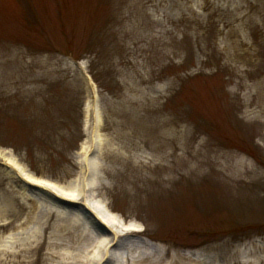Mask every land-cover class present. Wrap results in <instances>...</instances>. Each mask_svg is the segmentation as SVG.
Here are the masks:
<instances>
[{
    "label": "rangeland",
    "instance_id": "obj_1",
    "mask_svg": "<svg viewBox=\"0 0 264 264\" xmlns=\"http://www.w3.org/2000/svg\"><path fill=\"white\" fill-rule=\"evenodd\" d=\"M83 202L125 262L264 264V0H0V264L84 261Z\"/></svg>",
    "mask_w": 264,
    "mask_h": 264
},
{
    "label": "bare ground",
    "instance_id": "obj_2",
    "mask_svg": "<svg viewBox=\"0 0 264 264\" xmlns=\"http://www.w3.org/2000/svg\"><path fill=\"white\" fill-rule=\"evenodd\" d=\"M8 163L13 167V169L17 171V173L20 174L21 178L25 182L37 185L39 187H43L44 189L49 190L54 194L60 196L49 185L43 182L32 180V178L22 173L20 168L13 164V162L9 161ZM83 205L85 206V210L87 211L86 213H91V218L95 220V225L91 227L85 226L82 222H80V224L78 225L79 227L82 226V228L81 231L76 235V238L78 243H84L85 247V249L82 251L83 259L85 262L82 261L81 257V259H79V264H99L100 256L101 258H105L107 263L111 262V264H133V260H131V262H125L124 260L126 259L127 255H129V257L133 255L132 249L127 248V252H121L120 249L114 251L113 249L119 244V242L123 238V236L120 235L121 232H125L129 235H137L138 231L132 226H126L122 224V222L116 216L111 214L107 209L103 207L91 205L88 202H83ZM68 220L69 224L71 225L70 228L76 230L75 227L78 228V226L75 225L78 219L74 220L70 218ZM106 231H109L111 233V237L107 236ZM75 258L76 257L74 255H70L67 259L70 261H75ZM136 264L142 263L136 262Z\"/></svg>",
    "mask_w": 264,
    "mask_h": 264
},
{
    "label": "water",
    "instance_id": "obj_3",
    "mask_svg": "<svg viewBox=\"0 0 264 264\" xmlns=\"http://www.w3.org/2000/svg\"><path fill=\"white\" fill-rule=\"evenodd\" d=\"M26 183L31 189L38 191L41 195H44L53 204L63 205V206H71L72 205V202L54 194L53 192H51L49 190L44 189L43 187H39L37 185H33V184L28 183V182H26ZM79 205L82 206V209H84L85 212H87L85 210V206L83 204H79ZM88 213H89V211H88Z\"/></svg>",
    "mask_w": 264,
    "mask_h": 264
}]
</instances>
